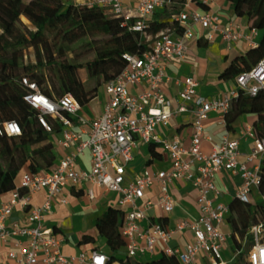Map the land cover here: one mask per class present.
<instances>
[{"label":"built area","instance_id":"obj_1","mask_svg":"<svg viewBox=\"0 0 264 264\" xmlns=\"http://www.w3.org/2000/svg\"><path fill=\"white\" fill-rule=\"evenodd\" d=\"M132 1L136 5L131 4ZM214 2L188 0L177 17L184 26L183 32L165 31L153 40L148 50L126 53L127 65L115 79L105 84L108 100L102 113L93 119L80 116L82 104L74 93L68 92L54 100L43 93L36 82L27 77L21 79L30 89L24 99L37 111L41 123L52 130L47 116L60 122L58 145L64 153L51 170L25 172L21 186L13 190L11 199L0 208V239L10 245L8 256L13 261L11 264H107L109 255L99 249L65 254L66 236L46 224V215L60 193L66 187L79 189L86 183L92 184L86 189L91 199L95 198V185L120 194V203L125 206L126 213L123 227L127 238L125 256L140 258L155 252L156 244L162 242L165 253L178 256L180 264H199L198 259L202 256L207 264H233L239 255L248 264H264V220L252 219L243 247L237 249L234 246L235 252L228 258L223 251L229 237L223 226H231V207L211 197L222 195L216 178L219 171L226 170L240 174L243 179L235 198L244 204L254 203L253 193L261 185L264 137H260L251 124L238 137H225L222 142L214 143L210 153L202 150L203 142L211 139L205 132V121L211 111L224 112L223 121L226 122L225 112L233 98L241 94L256 96L264 90V56L251 69L237 75L236 87L220 97L200 94L199 82L192 76L184 78L176 107L163 89V85L171 80L167 73L168 63L186 57L189 42L195 37V24L208 30V39L220 34L229 46L243 36L235 21L222 24L219 14L193 8L194 4L210 7ZM172 4L173 0L88 1L90 7L103 9L130 29L140 32L150 28L158 9H167ZM252 31L257 33L258 29ZM251 44L257 43L251 40ZM131 86L138 87L139 91L133 92ZM185 112H191L194 117L189 145H183L178 139H164L158 134L162 123H168L173 115ZM3 132L17 135L22 133V128L17 121H9L0 126V133ZM242 139H252L253 143L245 161L240 159ZM139 141L163 145L172 165L170 169L157 173L144 170L126 183L127 168L135 158L134 148ZM86 150L91 152L90 167L81 169L78 160ZM177 179L190 183L197 190L200 216L195 220L180 219L173 225L167 224L163 217L150 220L148 227L142 228L147 214L138 205V200L145 195L146 188L159 183L157 200H148L146 207L158 205L165 214H169L175 207L171 184ZM42 189L48 192L47 200L41 206L32 205L31 194ZM262 195L264 197V193ZM60 201L66 203L67 199L61 197ZM19 204L28 209L29 223L13 221L9 224ZM186 230L193 232L195 241L183 248L171 245L174 235ZM249 237L253 240L251 244Z\"/></svg>","mask_w":264,"mask_h":264},{"label":"trees","instance_id":"obj_2","mask_svg":"<svg viewBox=\"0 0 264 264\" xmlns=\"http://www.w3.org/2000/svg\"><path fill=\"white\" fill-rule=\"evenodd\" d=\"M88 1L0 0V126L17 121L22 128L17 135L0 133V194L17 187L23 168L31 172L51 170L60 156L54 141L60 122L47 116L52 130L41 123L37 111L24 99L30 89L22 78L36 82L54 100L72 92L86 105L124 70L126 53L148 50L165 31H184L177 17L188 0H173V20H152L144 32L130 29L120 20L113 25L111 15L99 7H90ZM228 1L237 16L248 17L251 29L262 31L260 42L221 74L236 78L264 56V0ZM247 113L257 115L253 124L257 134L264 137V90L256 96L241 94L232 99L225 112L229 130L234 131L233 123ZM156 145L150 144L153 151ZM260 191L264 193V161ZM230 207L232 238L236 248L241 249L252 219L264 220V201L244 204L235 198ZM125 218L123 208L109 207L96 219L99 237L106 240L108 247L107 264H180L178 256L164 250L148 261L125 256ZM82 243H94L99 249L94 235H84ZM233 264H246V259L239 255Z\"/></svg>","mask_w":264,"mask_h":264},{"label":"crops","instance_id":"obj_3","mask_svg":"<svg viewBox=\"0 0 264 264\" xmlns=\"http://www.w3.org/2000/svg\"><path fill=\"white\" fill-rule=\"evenodd\" d=\"M131 4H135V2L132 1ZM193 8L202 12L210 10L219 14L222 24H226L230 20L235 21L239 25L238 30L243 36L229 46L227 40L220 34H217L214 39L210 40L207 37L208 30L206 28L200 24L193 26L195 37L189 42L186 57L183 59H173L169 61L167 66V73L171 77V80L163 85V89L173 99L174 107L179 103L178 94L184 86L183 80L187 76H192L198 80L199 92L204 96L220 97L226 92L233 90L236 87V79L222 77V72L233 61L254 46L251 44V40L259 43L262 38V31L258 30L257 33H253V29L249 27L248 17L237 16L232 4L228 0H215L210 7L194 4ZM166 10L158 9L154 14V20L160 22L173 20L174 13L172 12L169 17L165 16ZM169 31L179 33L177 30ZM249 36L251 38H248ZM131 89L133 92L139 91V88L136 86H131ZM107 100L108 93L104 86L100 89L99 95L93 101L82 105L79 111L80 116L87 119L98 117L102 113ZM223 117L224 112L214 110L210 112L209 118L205 121V132L211 139L203 142L202 150L204 153H210L213 144L222 142L225 137H238L244 128L254 123L257 115L254 113L241 115L233 123L234 131L229 130L227 122L223 121ZM193 121L194 117L191 112L173 115L168 123H162L159 126L157 132L164 139H178L183 145L187 146L191 142V136L194 130ZM79 127L77 126V128ZM54 141L61 156L64 153V149L58 145V135H54ZM252 145V139H242V155L240 156L242 161L246 160L247 153L250 151ZM134 156V160L127 168L126 183L142 174L144 170L157 173L161 170L170 169L172 165L168 151L161 144L156 145L153 151L149 143L139 141L134 148ZM90 163L91 152L90 150H86L78 160V167L86 169L90 167ZM27 171L28 168L25 167L19 173L17 186H21L22 176ZM216 182L223 193L220 197H216L215 195H211V197L216 202L230 204L235 199L236 191L242 185L243 179L238 173L221 170L217 173ZM90 185L92 184L86 183L79 189L66 187L46 215V224L54 226L67 238V243L64 246L65 254L71 255L95 249L94 243H82V239L86 234L96 236L99 241V250L107 253L108 247L106 240L99 237L96 228V216L100 211H105L109 207L125 208L120 203L121 196L119 193L106 191L97 185L94 186L95 198H89L86 194V189ZM171 193L175 200V207L172 212L165 214L158 205L150 208L146 207L148 200H157L160 194L159 183L156 182L153 186L146 188L145 195L138 200V205L145 209L147 214V218L142 221V228H147L150 220H161L163 217L167 224L173 225L177 220H195L200 216V209L197 204L198 192L190 183L178 179L174 180L171 184ZM12 195L13 191L0 194V208L11 199ZM254 195L256 196V190L253 193V201L256 202ZM61 197L67 199V202L62 203L60 201ZM47 198L48 192L45 189L33 192L31 194L32 205L41 206ZM28 215V209L19 204L14 209L9 219V224L13 221L28 224ZM194 241L195 236L193 232L186 230L182 233L175 234L171 240V245L183 248ZM9 247V243L0 239V264H11L13 262L8 256ZM163 247V243L158 242L155 246V252L146 253L140 258L146 261L151 260L154 256L161 253ZM232 248L234 249V246ZM228 249L230 250L229 245ZM198 263L207 264L203 256L199 257Z\"/></svg>","mask_w":264,"mask_h":264},{"label":"rangeland","instance_id":"obj_4","mask_svg":"<svg viewBox=\"0 0 264 264\" xmlns=\"http://www.w3.org/2000/svg\"><path fill=\"white\" fill-rule=\"evenodd\" d=\"M172 8H173V5H170L167 8L166 13L164 15L169 17L172 14V12H173ZM117 21H118V18L115 17V16H112V18H111L112 24L115 25L117 23ZM255 199H256V201H260V202L264 201V197H263L262 192L260 191V189H256ZM103 213H104V211H100L99 214L96 216V218L98 216L102 215ZM223 230L229 237L228 242H227V246H226L225 250L223 251V253H224V256L230 258L232 256V254L235 252V250L232 248L233 246H235V245H232V244H234V241H233V238H232V228L228 224L227 225L225 224L223 226ZM248 242H249V244H251L253 242L252 237H249ZM228 245L230 247V250L228 249ZM246 264H248V263L246 262Z\"/></svg>","mask_w":264,"mask_h":264}]
</instances>
